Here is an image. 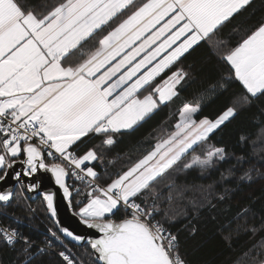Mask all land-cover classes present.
Listing matches in <instances>:
<instances>
[{"label": "snow or ice", "instance_id": "obj_1", "mask_svg": "<svg viewBox=\"0 0 264 264\" xmlns=\"http://www.w3.org/2000/svg\"><path fill=\"white\" fill-rule=\"evenodd\" d=\"M250 2L0 0V209L36 193L55 225L38 246L0 223L9 264H85L68 241L95 264H172L168 251L178 239L161 223V205L103 169L97 148L115 141L93 132L99 120L87 115L86 102L106 106L133 89L137 97L162 91L159 85L183 71V58L209 44ZM201 7L208 9L204 19ZM235 39L239 55L224 58L234 70L264 39V23ZM42 174L55 190L42 188ZM57 192L83 233L60 223Z\"/></svg>", "mask_w": 264, "mask_h": 264}, {"label": "trees", "instance_id": "obj_2", "mask_svg": "<svg viewBox=\"0 0 264 264\" xmlns=\"http://www.w3.org/2000/svg\"><path fill=\"white\" fill-rule=\"evenodd\" d=\"M261 23L264 0H251L213 36L211 46L204 44L183 58L176 94L168 103L128 131L101 134L103 140L115 141L97 148L103 169L123 175L176 133L186 106L197 108L193 116L197 121H216L233 111L143 189L150 202L161 205V223L177 237L175 254L178 251L185 264H264V88L252 95L224 59L236 51L235 38L246 39ZM216 150L222 151L221 157L195 163ZM26 196L20 206L0 209V222L42 246L49 238L48 229L55 225L40 196ZM68 243L85 264H95L90 252ZM11 258L8 249H0V264H9Z\"/></svg>", "mask_w": 264, "mask_h": 264}, {"label": "crops", "instance_id": "obj_3", "mask_svg": "<svg viewBox=\"0 0 264 264\" xmlns=\"http://www.w3.org/2000/svg\"><path fill=\"white\" fill-rule=\"evenodd\" d=\"M199 11L201 19H204L208 14V9L206 8L201 7ZM260 41L262 42L261 45L264 46V39H260ZM238 55L239 52L236 50L230 57H233L235 59ZM263 63L264 50H256V47L253 45L250 49L249 55L243 62L238 65V67H241V70L237 71L238 67L236 68L239 80L254 96L257 95L262 88H264V78L263 76H261V71H263L264 69V67H261ZM155 70L156 69H153V71ZM179 79V77L172 78L168 82L162 83L158 86L162 91L153 92L150 95L147 94L141 97H137L134 94V89L132 94H129L128 92L122 93L111 105L105 106L92 101H87V115L99 120V123L95 125L93 131L98 130L100 125L107 122L108 120L112 123L114 129H120L119 131L113 130L111 133H119L132 129L134 126H136L150 114H152L160 105L168 103L175 96L176 86L178 83L177 81H179ZM196 110L197 108L191 105L183 108L180 115V123H182L184 117H186L188 121H191ZM165 142L166 140L157 144L154 149L158 148ZM176 146L168 149L161 160H168L175 152ZM131 188L132 186L128 187L129 190Z\"/></svg>", "mask_w": 264, "mask_h": 264}, {"label": "rangeland", "instance_id": "obj_4", "mask_svg": "<svg viewBox=\"0 0 264 264\" xmlns=\"http://www.w3.org/2000/svg\"><path fill=\"white\" fill-rule=\"evenodd\" d=\"M261 44L262 42L260 40L254 44L256 50H264V46ZM261 67H264V63ZM240 70L241 67H238L237 71ZM261 76L264 78V69L261 71ZM232 115L233 111L229 110L216 121L209 119L197 121L193 118L191 121H188L187 118L184 117L182 123L179 124L177 132L173 136L168 138L166 142L161 144L158 148L149 152L134 167L122 175L123 180L126 182V186H132L130 189L131 191L144 189L149 182L165 172L184 154L191 151L200 141L207 138L213 130L224 123ZM174 146H176V150L172 156L168 160L162 161L161 159L163 158V155L168 151V149ZM218 156H222L221 150L212 152L206 160L196 159L195 163L207 164L213 157Z\"/></svg>", "mask_w": 264, "mask_h": 264}, {"label": "water", "instance_id": "obj_5", "mask_svg": "<svg viewBox=\"0 0 264 264\" xmlns=\"http://www.w3.org/2000/svg\"><path fill=\"white\" fill-rule=\"evenodd\" d=\"M38 179L41 180V186L45 190H55L53 183L50 179V177L46 174H42L40 177H37ZM14 191L16 190L15 187L13 189ZM29 197H38L39 195L36 193H25ZM56 205H57V210H58V215H59V220L60 223L64 226L69 227L70 229H74L77 232L83 233L85 230L81 225H79L74 217H72L67 209V206L65 202L62 200L59 192H57L56 196ZM153 235V233H152ZM154 236V235H153ZM70 243L73 244V242L69 241Z\"/></svg>", "mask_w": 264, "mask_h": 264}, {"label": "built area", "instance_id": "obj_6", "mask_svg": "<svg viewBox=\"0 0 264 264\" xmlns=\"http://www.w3.org/2000/svg\"><path fill=\"white\" fill-rule=\"evenodd\" d=\"M111 129H112V124L108 121L100 127L99 132L106 133V132H109ZM152 233L154 236L159 237V230H154ZM170 243H171L170 240H168L167 238L164 239L165 246H168ZM175 249H176V246L170 247L168 251V255L172 257V264H179L180 258L177 257V255L175 254Z\"/></svg>", "mask_w": 264, "mask_h": 264}]
</instances>
